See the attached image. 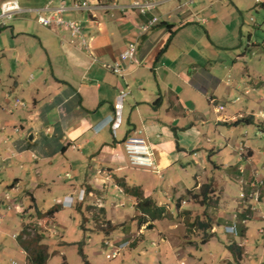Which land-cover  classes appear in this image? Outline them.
<instances>
[{
    "label": "crops",
    "instance_id": "0c3cea01",
    "mask_svg": "<svg viewBox=\"0 0 264 264\" xmlns=\"http://www.w3.org/2000/svg\"><path fill=\"white\" fill-rule=\"evenodd\" d=\"M16 1L22 12L0 27V244H4L2 224L14 227L17 223L19 229L11 235L14 243L10 251L17 250L22 264H26L18 238H26L23 229L29 232L30 224L37 221L42 225L40 221L46 218L48 236L70 245L65 242L66 231L58 236L54 229L67 225L60 214L70 209L78 226L108 224L127 232H112L115 249L124 252L121 263L206 264L210 256L216 263L220 252L213 254L208 249L217 238L214 225L206 241L187 233L184 226H156L158 220L140 225L136 200L121 184L139 187L144 197L169 214L170 206L165 202L185 188L181 177H188V170L193 174V185L187 192L207 182L210 163L217 172L230 170L228 180L232 181L234 174L239 179L246 180L249 175L253 179L256 153L250 145L243 146V156L233 157L216 147L223 141L227 147H235L224 127L230 128L248 116H253L254 122L264 117L261 110L257 114L251 107L229 111L221 104L222 98L229 99L237 91L253 100L263 81L261 76L252 88L249 67L238 66L246 56L232 53L235 47L224 41L236 21L234 12L221 0H156L158 5L146 16L117 7L76 11L70 8L74 0H65L68 9L61 16L80 26L85 48L68 29L37 22L39 15L54 12L43 10L49 0ZM51 1L52 9L57 7V0ZM86 1L94 7L98 2L127 6L140 0ZM238 2L230 0L239 11ZM151 16L161 21L138 39L134 61L122 63L121 75L105 68L104 64H113L136 40L139 26ZM216 37L224 42H216ZM206 39L213 47L206 46ZM121 92L124 96L119 98ZM219 106L222 109L218 111ZM117 108L120 121L113 133L107 121ZM130 137L145 140L155 169L128 164L122 142ZM236 147L230 151L235 153ZM261 154L264 156V151ZM213 156L220 158L219 163L212 161ZM261 191L263 200L264 185ZM120 196L131 202L132 216L120 208ZM221 196L217 208L224 205ZM39 215L43 217L38 219ZM260 215L259 206L254 209V219H262ZM225 216L218 215L227 222ZM133 222L136 228L131 233L128 230ZM248 222L239 228V234L231 225L223 224L220 234L226 237L218 241L231 255L221 258L219 264L230 263L233 252L239 254L240 264L244 255L254 251L247 242ZM98 232L106 238L111 235ZM38 233L43 236L44 231ZM93 234L87 233V243ZM237 235L241 241L234 240ZM41 243L46 245L43 238Z\"/></svg>",
    "mask_w": 264,
    "mask_h": 264
},
{
    "label": "rangeland",
    "instance_id": "374dc122",
    "mask_svg": "<svg viewBox=\"0 0 264 264\" xmlns=\"http://www.w3.org/2000/svg\"><path fill=\"white\" fill-rule=\"evenodd\" d=\"M223 4H226V8L230 10L231 12H234L236 15V21L231 24V35L229 34L228 37L224 41H229L228 44H230V47H235L232 49V53H235L237 55L244 54L246 56L245 61L238 62V66L244 68L247 66L250 74V85L252 88H254L253 85H255L257 82L260 81V77L262 76V83H260L258 90L259 93L254 97L253 100L248 101V97L244 95L243 91H237L236 93L231 94L230 98L227 99V97L221 99V104L225 106L226 110L232 111L233 109L240 108V110L245 111L246 107H251V110L257 114L259 110L264 112V6L262 5L264 3V0H240L236 5L239 7V11L233 7L232 3H230V0H221ZM233 1V0H232ZM241 7V8H240ZM233 19V16H232ZM234 29V33L232 32ZM230 31V30H229ZM216 42H224L221 41L220 38L216 37ZM206 46L213 47V45L209 44V42L206 39ZM215 48V47H214ZM253 53V54H252ZM251 69V70H250ZM222 94V93H221ZM220 94V95H221ZM234 102V103H233ZM259 120L261 122H259ZM259 122L260 128L257 127V123ZM259 130L262 132V134H259ZM264 117L259 119L258 117L255 119L254 124L249 125H233L230 128H223V131H230V139L232 140L233 144L236 147L235 153H232L233 149L235 148L231 144L227 147L226 142L223 141V145L221 147L216 146L218 149L222 148L221 150H224L227 155H231L232 157L241 154L243 156L245 154V150L243 148L244 145H250V147L255 151L256 155L254 159L252 160V165L256 169V172L253 174L258 175L264 185V156H262V152L264 151ZM225 146V147H223ZM231 150V151H230ZM237 152V153H236ZM235 154V155H233ZM229 157V156H228ZM220 158L214 157L212 158V161L219 163ZM230 160V157L228 158ZM235 159V158H234ZM227 163V162H223ZM242 163V162H241ZM210 172H209V178L207 182L211 183V186L214 190V193H212L209 196V201L204 205H202L200 198H195L194 195L198 194L199 188L197 190H190L188 195L186 189H190V187L193 185V174L191 171L188 170L189 175L188 177H181L183 181V187L181 190H179V194H175L172 200L166 201L170 206L169 214H166V217L159 219L156 222V226H184L187 233H190L191 235H198L202 236L203 239L205 235L210 236L209 234H212L214 232V229H210L207 233L199 230L197 227H192V223L198 221H204L205 218H208L207 221H209L210 225H214L217 229L216 237L212 243L209 245V250H212V253H218L220 252V258H216V263L211 262L210 257L207 258L206 264H219L220 259L228 256V254L231 255L229 251H227L223 244L218 241V239H225L226 236H223V234H220V231L222 230L223 224L227 223L226 225H231L237 234H239V228L241 226H245L246 222L243 223L244 218L246 221L249 220L247 227V242L248 246H251V249L254 251L249 252V256L252 257L251 259H248V255H244L243 261L240 264H264V199L262 200V187L259 188L261 192L260 193V203H253V202H245L246 200H242L238 198L240 190L246 191V189L250 190L249 184L252 182L253 179L249 175L247 179L245 180L248 182V185H245V181L243 179H239L236 177V175H233L234 179L228 180L227 176L230 174V170L226 172V174L217 172V170H213V166L210 163ZM231 170L235 168H230ZM244 172V170H243ZM231 175V174H230ZM242 175V173H240ZM216 181L213 182V179ZM186 180H188L186 182ZM225 181V183H224ZM206 182V183H207ZM238 182V184H237ZM205 184V183H204ZM226 184V187H225ZM238 186H237V185ZM203 185V184H202ZM222 192H224L222 194ZM220 195L222 200L221 204H224L221 208H217V203ZM180 198V200L177 201V198ZM120 204L122 206L120 208L127 213V215L132 216L134 209L132 208L131 202L124 196H120ZM117 201V198H115ZM26 201V200H25ZM180 201H185L184 204ZM247 201H249L247 199ZM26 206H28L29 201H26ZM25 203V202H24ZM196 203L197 206L193 207L191 204ZM238 203V204H237ZM181 205V206H180ZM227 205V206H225ZM260 206L261 209V215L262 219H254V209L258 208ZM25 206V204H24ZM181 207L178 210V207ZM231 207H235L234 210H231ZM254 208V209H253ZM45 209H48L45 207ZM192 211H186V210H192ZM51 210V208H49ZM48 210V211H49ZM186 211V213H183ZM221 216L223 214H226L225 219H227V222L221 221L219 219L218 215ZM73 215L75 216V212L73 210L67 209L64 210L60 214L61 219L63 220L67 225L65 226H57L55 227L56 233H59L58 236H61L64 231H66L65 234V242L70 243H76L75 245H65L61 242V239L54 236H48V234L51 235V233L47 232V226L49 223H45L43 218V221H40L42 225H38L37 221H34V223L30 224L29 226V234L32 237L34 234H36L38 231H44L43 233V240L46 242V245L40 243V245H43V247L47 250L49 258L47 260L46 264H62L65 260L67 264H84L83 259L81 255L79 254L78 250V243L81 244V250L82 253L87 257L88 261L91 264H133L134 260L126 261V263H121V258L124 255V252L118 251L115 249L113 244H116V240L114 239V234L112 235V232L115 234H123L126 231H117L118 226H109L108 224H105L104 226H78L77 223H75V220L73 219ZM39 215V218H42L43 216ZM97 217H99L96 214ZM81 219V215L79 216ZM78 218V219H79ZM78 221V220H77ZM76 221V222H77ZM47 222V221H46ZM73 222V223H72ZM45 224V226H43ZM84 224V220H82V225ZM3 228H5V232L3 234V243L0 244V264H22L23 259L20 254H18L17 250H11V247L13 246L14 239L11 238V235L18 231L19 226L17 223H14V227L6 226L5 224H2ZM41 226V227H40ZM147 226V225H146ZM149 226V225H148ZM116 228V229H115ZM136 228V223L133 222L130 225V231L131 233H134V230ZM89 229H93V232H88ZM114 229V230H112ZM102 231L106 234H109V237L106 238L105 235H103ZM87 233H94L92 235L91 241L89 243L86 242L87 240ZM96 233V234H95ZM127 233V232H126ZM238 237H234V240L241 241V238L239 235ZM27 238V237H26ZM84 241H83V240ZM108 240V241H107ZM244 240V239H242ZM105 241L109 242L112 247H107L105 245ZM83 242L86 244L84 245ZM246 242V243H247ZM68 244V243H67ZM213 244H217V248L213 247ZM131 245V244H130ZM131 247V246H130ZM255 247H258V251H255ZM14 251V252H13ZM114 251H118V253L113 256L112 253ZM207 257V255H205ZM233 258L230 263H226L224 261L222 264H239L238 261L241 259L239 258V254L236 252H233ZM262 258L260 260L259 258ZM180 259V258H176ZM260 261V262H259ZM183 264V263H180Z\"/></svg>",
    "mask_w": 264,
    "mask_h": 264
},
{
    "label": "built area",
    "instance_id": "2783aa9c",
    "mask_svg": "<svg viewBox=\"0 0 264 264\" xmlns=\"http://www.w3.org/2000/svg\"><path fill=\"white\" fill-rule=\"evenodd\" d=\"M58 5L57 7L53 8L51 7L52 1L49 0L47 5L43 8L44 11H51L54 10V12L50 15L44 16L39 15L37 18V22L44 27H58V28H66L69 30L72 36L78 37L83 46L87 48L86 42L82 37L81 34V28L80 26L73 21L65 20L62 18V13L67 10L68 8L65 6V0H57ZM158 5V2L156 0H140V1H134L130 3L127 6H118L117 4H111L106 5L101 2H98L96 6L92 7L86 0H74L71 9L73 10H86L91 11L93 8H102V9H108L110 7H117L121 11L126 10H134L141 16H146L149 14L155 7ZM22 12L18 2L16 0H2L0 2V27L4 26L5 23L9 20H11L14 16ZM160 18L157 16H151L147 21L142 23L138 28V34L135 41L129 43L125 50L121 52L119 55V59L115 61L113 64H104V67L110 70L112 73L121 75L124 71L122 68V63L124 62H131L134 61L137 46H138V39L142 36L148 34L154 27H156L160 23ZM124 96V93L121 92L119 95V98H122ZM222 107H218V111L221 110ZM119 112L118 108L116 109V112L112 117L109 118L108 125L110 126V129L114 133L115 130L119 126ZM3 129L0 127V130ZM15 132H18L17 128H14ZM124 154L126 156L127 162L131 167L135 168H142V169H155L154 163H153V155L151 150L149 149L147 143L144 139L139 137H130L127 138L125 141L122 142ZM263 185L262 179L256 174L253 176L252 182L249 184L250 190L247 192L243 189L239 192V199L249 201L247 202H255L257 203L260 200V191L259 188ZM83 192H81L80 200H82ZM245 221L243 220V223ZM16 238V236H14ZM105 245L107 247H112L109 242L105 241ZM118 250V249H117ZM119 251V250H118ZM118 251H114L112 253L113 256H115Z\"/></svg>",
    "mask_w": 264,
    "mask_h": 264
},
{
    "label": "trees",
    "instance_id": "16d2710c",
    "mask_svg": "<svg viewBox=\"0 0 264 264\" xmlns=\"http://www.w3.org/2000/svg\"><path fill=\"white\" fill-rule=\"evenodd\" d=\"M167 27L171 29V25H167ZM169 40L170 39H168V41ZM254 123L255 122L253 120V116H248L246 118H241V119L236 120L233 123V125L235 126L236 125H249V124H254ZM257 127L260 128L259 125H257ZM121 186L126 194L131 195L136 200L135 209L139 213V215L137 216L138 224L143 225L149 221L159 220L161 218L166 217L165 208L158 207L152 199L148 197H144L139 187H135V186L129 187V186H125L124 184H121ZM189 193L190 192H187L188 195H190ZM212 193H214V190L211 186V183L207 182L199 187L198 194H195L193 197L194 199L200 198L201 202L199 203L205 206V204L209 201V196ZM183 213H186V211H184ZM207 219L208 218H205L204 221L196 220V222L192 223L191 225H193L192 227H197L199 230L207 233L212 227L209 221H207ZM148 225L151 226L150 224ZM22 235H26L27 238L23 239L20 236L18 238V243L20 247L26 253V264H46L49 258V255H48L47 250L43 247V245H40L42 236L37 232L31 237L30 236L31 234H29L24 229L22 231ZM209 237H211V234L210 236L205 235L204 241H206V239H208ZM78 247H79L78 252L83 259V263L90 264L86 256L82 253L81 244L78 243Z\"/></svg>",
    "mask_w": 264,
    "mask_h": 264
},
{
    "label": "clouds",
    "instance_id": "9594fccd",
    "mask_svg": "<svg viewBox=\"0 0 264 264\" xmlns=\"http://www.w3.org/2000/svg\"><path fill=\"white\" fill-rule=\"evenodd\" d=\"M260 133V132H259ZM262 133V132H261ZM249 189H246V192L248 191ZM261 190V189H260ZM259 190V191H260ZM261 192V191H260ZM238 198H239V195H238ZM245 202H247V201H245ZM182 203H184L183 201H182ZM253 203H255V202H253ZM257 203H259V201L257 202ZM244 221L246 222V219H244ZM231 229V228H230ZM234 230V229H233ZM232 232V231H231Z\"/></svg>",
    "mask_w": 264,
    "mask_h": 264
}]
</instances>
